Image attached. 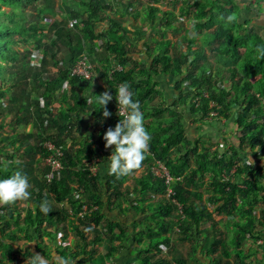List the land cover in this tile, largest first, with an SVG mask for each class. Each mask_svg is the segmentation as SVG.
I'll use <instances>...</instances> for the list:
<instances>
[{
    "label": "trees",
    "instance_id": "1",
    "mask_svg": "<svg viewBox=\"0 0 264 264\" xmlns=\"http://www.w3.org/2000/svg\"><path fill=\"white\" fill-rule=\"evenodd\" d=\"M246 1L249 3L246 12L256 10L264 13V0H252L253 4L250 3L251 0ZM30 2L34 4L42 2L48 9L51 8L52 0H0V82L10 84L4 90L9 93V97L5 107L1 108L0 105V117L2 113L5 116H11L8 124L0 121V132H3L6 126H12L13 132L19 127L25 129L30 124L35 129L32 134L23 133L16 137V134L11 133L0 137V155L7 159L4 161L5 168L0 170V179L8 178L13 172L19 170L27 176L29 181L32 173L31 166L35 165V162L31 164V157L34 158L40 154L44 160L46 159V154L40 145L47 140L63 149L64 170L59 179L49 183L46 179L47 168L43 172V181L38 183L39 191L29 189L31 196L27 201L33 202L34 208L28 210L25 219H21V210L17 202L14 205L0 206V222H16L17 225L21 222L20 234L27 237V241H37L42 247L45 236H49L52 241L57 240L58 235H61V230H65L66 223L75 220L79 235L73 247L75 252L64 247L62 249L60 246L57 249L58 254L68 264H106V261L116 251L115 242H120L122 239V234H114L116 229L121 231L122 227L107 218L106 209L111 208L114 203L121 205L128 201L135 211L156 214L159 228L158 235L151 238V242L154 243L152 249L142 251L140 264L163 263L161 258L157 260L159 259L157 256L161 252V246L170 245L171 239L168 235L175 231L176 222H173V217L177 207L164 200L157 201L156 207L154 205L150 207L151 203L146 204L153 200L152 197L149 198L150 195L158 197L166 191L164 181L156 178L151 172V167L159 161L167 166L173 177L183 179L182 183L175 185L176 198L185 207L187 216V220L177 222V226L181 225L183 240H188L193 235V230L198 231L206 218L209 220L212 218L200 193L190 191L191 187L197 186L198 182H203L206 176H209V192L212 193L209 203H220L218 211L221 214L228 213L230 218L235 215L240 216V221L235 222L237 232L233 237L238 258L234 264H243L245 242L256 236L255 232L259 230V227L264 228V219L260 220L255 214V204L259 202L257 198L263 190L259 186L264 179V175H261L264 167L250 166V156L264 160V59L257 58L255 53L256 47L264 44V38L255 30L247 29L252 21L247 19L245 11L236 5V0H202L193 5L183 3V15L191 16L192 10H195L193 17L196 22L194 28L197 32L205 29L213 30V32L209 36L208 68L205 65H199L204 54L198 53L197 60L189 66L188 77L183 79L179 85L181 88L185 81L188 82V87L180 93L179 105H188L194 113L205 118L212 110L210 104L215 103L214 110L218 112V117L213 122L225 119L235 122L240 134V150L233 148L230 155H221L211 149L204 150L202 153L198 151V147L189 149L190 144L184 136V115L172 113L169 109L153 110L151 116L160 121H157L159 124L157 126L145 127L151 136L149 151L142 164L147 168V172L136 181L132 196L130 191H126V194L122 192L124 182L132 174L119 179L110 175L107 186L103 190L100 187L99 175L90 176L83 165L84 159H90L97 154L99 149L105 147L104 139L97 143V148L86 144L77 147L73 140L75 132V125L72 122L73 115L84 113L87 109L91 110L94 107L88 106L80 93L92 82L71 78V67L85 53L90 58L92 54L105 55L106 59H103L102 63H109L110 55H115L122 65L126 62L124 54L127 53V49L121 39H118L116 27H111L106 33L98 32L101 20L108 18L109 13L113 12V7L107 0H89L82 4L88 12V17L81 19L80 15L73 11L61 21H53L47 33H51L54 37L50 43L54 50L49 54L47 51L42 53V57H33L34 69L22 72V75L19 74L17 77H7V72L13 74L12 69H17L20 58L26 55L16 47L36 40V38H42L46 32L36 29L38 23L34 26H27V19L23 15L19 16V21L15 20L18 18L15 10L12 12L4 10L5 7L15 9ZM44 13V10H41L35 19L44 22L46 18ZM229 15L234 16V21L225 25L220 17ZM74 18L84 21L85 29H69L68 22ZM98 37L104 40L100 47L94 42ZM38 43H42V39H39ZM60 45H64L70 53L71 62L68 69L60 66L57 51H55L56 48H60ZM211 59L216 61V65L223 63L216 70L215 76L213 75L215 67ZM167 61L170 59L167 58ZM184 62L183 64H188L187 60ZM232 62L235 63L234 66H229ZM3 64L7 65L6 70ZM55 68L57 70L54 71ZM96 71L102 73L100 69ZM133 72L134 69L125 70L114 74L112 78L104 75L109 79L107 82L109 94L114 98L118 87L127 83L133 93V100L139 102L141 111H147L145 107L150 97L149 92L147 95L146 89L140 90ZM65 82H68L70 92L63 97L65 110L57 116L50 109V105L54 94L61 90ZM42 99L46 100L44 107L41 103ZM101 107L100 105L97 112H94L98 118L105 110ZM114 110L115 105L111 100L107 105V111L114 113L116 112ZM167 114L170 119L161 121ZM111 120L114 128L120 122L119 116H114ZM17 144L20 145L17 146ZM174 150L179 154L178 157H174ZM262 199L264 203V196ZM240 200L241 203L238 204ZM45 203L49 208L47 214L41 211V205ZM63 204H67L68 207ZM89 205L98 207V209L94 213L80 217L79 214L84 206ZM199 211L202 213L201 216L198 215ZM80 228H84L85 231ZM33 230L36 236L31 235ZM149 230L154 232L151 228ZM64 232L63 240H66L69 231ZM86 232L93 235L92 240L86 238ZM6 238L14 243L13 237L7 236ZM104 242L108 246L105 256L98 254V248ZM213 242L214 247L219 245L226 247V243L220 239H215ZM80 248L82 251L78 252ZM153 251H155L154 255L151 253ZM225 252L223 256L216 259L217 264H223L226 256L230 257V251ZM10 254L12 255L11 250L8 251V255ZM45 257L50 260L49 255L45 254ZM154 258L156 262L152 261ZM1 261L0 264H3ZM227 264H232V262L229 261Z\"/></svg>",
    "mask_w": 264,
    "mask_h": 264
},
{
    "label": "crops",
    "instance_id": "2",
    "mask_svg": "<svg viewBox=\"0 0 264 264\" xmlns=\"http://www.w3.org/2000/svg\"><path fill=\"white\" fill-rule=\"evenodd\" d=\"M109 1L113 7V12H111L108 16L109 24H101L98 32L106 33V31H108L111 27H116L115 31L118 32V39H121L122 44L127 49V53L124 54L126 59L124 64L125 70L132 71L134 69L133 75L136 78L138 87L140 90L146 89V94L149 92L148 94L150 97L148 98L145 107L147 111L142 110L145 118V127H148V125H159L157 121L160 120L151 116L153 115V110L169 109L172 113L184 115V136L185 140L188 144H190L189 149L198 147V151L200 153L204 150L209 151V149H211L212 151L219 152L221 155H230L233 148L239 151L241 144L240 134L238 126L234 121L226 119L219 122L208 121L206 117L204 118L198 113H194L188 105H179L180 93L184 92L187 88L185 85H182L181 88H179V85L183 79L188 77V69L191 62L197 60L198 53H201L204 54V58L200 60V63H209V30L205 29V31H203L204 33H201V35L194 32V34L198 35V38L197 35L192 37L191 34L187 32L181 33L176 24L168 22V17L171 16V14H168L170 13L168 11L159 13L160 16L158 15V18L154 16L155 12H158L156 8H151L150 10V8L146 5L138 7L135 6L133 1L129 0L132 5L116 9L114 6L117 0ZM112 2L114 4H112ZM151 6L156 7L157 5L153 4ZM166 14L168 17H166ZM150 19L151 21L147 22V20ZM193 30L195 31V28ZM176 32H178L177 36H175ZM179 46L183 48L181 51ZM167 58L170 59V61H167ZM114 59L117 60L115 55H110L109 63L96 61V64H94V66L100 69L102 73H99L97 81L92 82L88 88L81 90V96L85 99L86 103L87 100L93 98L94 95L98 96L105 92L110 93L107 84L109 79L106 77H109V72ZM184 60L188 61L187 65L183 64L185 63ZM179 61L180 63H178ZM97 65L99 67H97ZM104 75H106V77ZM69 92L70 86L68 82H65L64 86L61 87V90L57 92V94H54L50 109L55 115L59 116L62 111L65 110L66 106H64L65 102L63 97L69 94ZM45 97H47V95H45ZM113 100L114 98L112 101ZM41 103L44 107L46 105V100L42 99ZM87 105L94 108L91 110L89 108L84 113H79L78 115L74 114L72 117V122L75 125L73 140L76 142L77 147L86 144L97 148V143L102 142L106 131L109 128H112L113 130L115 129L111 118L114 116L117 117V114L114 112L113 115L111 114L108 118H105L102 114V116H99L98 118L95 116L94 112H97L100 105L98 103H90ZM9 119L11 121V117H9ZM169 119L170 116L167 114L166 117L165 115L163 116L161 121ZM34 130V126L30 124L25 129L19 128L15 132L12 131V135L16 134L17 137L23 133L26 135L32 134L34 133ZM19 145L20 144H17V146ZM112 152V148L103 147L97 151L96 155L90 158L92 159L97 157L100 159V163L98 165V175L101 180L100 187L103 190L107 186V182L110 178V175L108 174L110 161L108 158L112 155ZM173 153H175L174 157L179 156L175 150ZM90 159H84L83 165L85 166ZM33 163L35 165L31 166L30 169L32 170L29 178L30 188H33V190L38 192V183L43 181V172L47 170V167L45 165V160L40 154H37L34 158L31 157V164L33 165ZM146 172L147 168L142 166L134 174L129 176V179L123 184L122 192L125 193L126 191H130L133 196L136 181ZM206 178L209 180L208 176H206ZM132 180L133 182H131ZM190 191L192 190L190 189ZM192 192L200 193L197 189ZM199 195H201V199H203V202L205 203V195L203 193H200ZM132 196H129V198H133ZM149 203H151L150 207L151 205L156 207L157 202H146V204ZM19 205L22 208H27L26 210L21 211V219H25L28 210L34 208V203L31 201H27L25 203H21L19 201ZM63 206L68 207L67 204H63ZM92 207L93 206L90 205L84 206L83 209L89 208L92 212ZM207 211L209 213L208 208ZM94 212L95 211L92 213ZM155 215L156 214L153 212L144 214L143 212L135 211L131 206V203L128 201L121 205L114 203L111 208L107 207V218L112 223H117L122 227L121 231L116 229L114 234H122V239L120 242H115L114 246L116 251L113 256L106 261V264H140L142 251H146L148 248L152 249V245L154 243L151 242V238L157 236L159 233ZM179 220L180 218L177 217L175 231L168 235L171 239L170 245L161 246V252L158 253L159 255L157 258L159 259L157 260H160L161 258L164 262H158L155 264H217L216 259L226 253L225 251L228 250L227 247H224L223 245L214 247L213 240H211L212 242L210 244H208V241L206 243V237H204V234H206L207 231H205L206 233L201 230L199 232L196 229L193 230V235L189 237L188 240H183L184 236L181 234L182 231L176 232L177 222ZM206 221L213 222L215 225L217 223L213 215L211 220L208 218ZM202 224H204V222ZM149 228H151L154 232L150 231ZM31 235L36 236L35 230L31 231ZM200 235L204 238L203 241L200 240L201 238L199 239ZM215 236H217V234L213 232V239H215ZM45 239H50V237L45 236L43 241H45ZM92 239L93 237L88 240ZM35 242L37 243L36 250L40 252L39 254L43 257H45V254L49 255V261L51 263L52 258L54 257L53 252L51 251L50 253H47L46 249L43 251L41 249L42 247L39 246L40 244L37 241ZM42 244L45 245V242ZM107 248L108 246L106 242H104L102 246L98 248V254L105 256ZM245 248L246 247L244 246L243 256H246ZM57 249L58 248L55 249L56 255L58 254ZM77 251L81 252L82 249L80 248ZM102 251L105 253L102 254ZM234 251L236 256V249H234ZM151 253L154 255L155 251ZM81 258L82 256L80 259ZM62 260L64 261L63 258ZM152 261L156 262V258L152 259ZM227 263L228 260L223 262V264ZM60 264H63V262Z\"/></svg>",
    "mask_w": 264,
    "mask_h": 264
},
{
    "label": "rangeland",
    "instance_id": "3",
    "mask_svg": "<svg viewBox=\"0 0 264 264\" xmlns=\"http://www.w3.org/2000/svg\"><path fill=\"white\" fill-rule=\"evenodd\" d=\"M87 1L89 0H52L51 8H48V9H46V7L42 4V2H37L35 4L33 2H30L24 6L16 7L15 9L5 7L4 10L7 12H12L15 10V14L18 16V18H15V20L19 21V16L23 15L27 19V23H26L27 26H34L36 25V23H38L36 25V29L46 31L45 34L42 35V38L40 37L36 38V40H31V42H28L27 44L22 43L20 46L16 47V49L20 50L21 52L26 53V55L25 57L22 56L20 58V62L18 63V68L12 69L14 71L13 74H11L10 72H7V77H11V76L17 77L19 74L22 75V72H26V71L28 72L29 70L34 69L35 67L32 66L33 57L35 56L42 57L41 56L42 53L46 51L48 52V54L51 53V51L54 50V48L50 46V43L54 39V37L52 36L51 33H47L48 27L52 24L53 21L55 20L61 21L64 17L69 16L70 13L73 11L77 12L80 15L81 19L82 17L83 18L88 17V12L86 11V8L82 6V4ZM107 1L110 3L109 0ZM131 1H133L135 3V6H138V7L142 5H146L150 9L156 8L158 12L155 10L156 12L154 16L158 18L160 16L159 13H162L163 11L170 12L168 14H171V16L168 17L166 14V17L169 18V21L168 20L167 21L169 23L176 24L178 26V29H180L181 33L187 32L191 34V36L193 37L194 35H197V34H194V32L198 33V35H201V33H204L203 31H205L203 30V31L197 32L196 30L195 31L193 30L194 25H196V22L194 21V17H193V13H194L193 11H195L194 9L191 12L192 13L191 16H185L182 14L183 3H186L188 5H193L194 3L201 2L202 0H131ZM250 3L253 4V1ZM112 4L114 3L112 2ZM153 4H156L157 6L156 7L151 6ZM248 4L249 3L246 0H236V5L240 6L242 11H245L244 14L247 17V19L252 21V24L248 26L247 29L255 30L259 35H261L264 38V13H260L259 11H256V10H252L250 13L246 12L247 11L246 7L248 6ZM130 5L132 4L130 3L129 0H119L115 3L114 7L118 9V8H122L125 6H130ZM41 10H44L45 12L44 15H46L44 22H39L38 20L35 19V16L38 13H40ZM148 21L150 22L151 19L147 20V22ZM108 22H109L108 18L104 20L102 19L101 23L98 26V29L100 28L101 24H109ZM212 32L213 30L209 29V32H208L209 36ZM177 35H178V32L175 33V36ZM198 35H197V38H198ZM39 39H42L43 44L38 43ZM212 46L213 44L211 45V47ZM179 49L181 51L183 48L179 46ZM55 51H57V55L60 61V66L63 69H68L70 67V62H71L70 53L66 50L64 45H60V48L59 47L56 48ZM100 54L91 55L90 59L93 65L96 64V61L101 62V61H104L103 59H106L105 55H102V54L100 55ZM211 62H213L214 67H215V70L213 72V75L215 76L217 72L216 70H218V67L220 65H223V63L216 65L215 64L216 61L214 59H211ZM178 63H180V61ZM234 64L235 63L232 62V64H229V66H234ZM3 65L5 66V70H6L7 65L6 64H3ZM199 65L200 66L205 65V67L208 68L207 64L200 63ZM97 67L99 66L97 65ZM227 68L229 67L227 66ZM95 69H98V68L95 67ZM55 70L57 69L55 68L54 71ZM9 85H10L9 83H4L2 81L0 82V105L2 106L1 108L5 107L4 105L7 104L9 93H7L4 90L8 88ZM184 85L188 87V82L185 81ZM3 93L4 95H2ZM205 96L208 97L207 94H205ZM0 112H1V109H0ZM112 113L113 112H111V114ZM9 117L11 116H5L4 113H2V116L0 117V121H3L4 123L8 124L10 121ZM11 127L12 126H6V129L3 132H0V137H2L3 135H10L13 130ZM251 158L254 161L253 165H256V166L259 165L261 167H264L263 159H257L253 157ZM5 159L3 156L0 155V170H3L5 168V162H4ZM261 175H264V169L262 170ZM227 178H229V176ZM131 182H133V180ZM208 184L210 186V180L206 178L203 182H198L197 186L191 187V190L195 191L197 189L200 193H203L205 195V198H206L204 199L205 203L207 205L209 213L213 215L215 221L217 222V226H215L213 222L206 221L207 219L206 218L203 221L204 222V224H202L203 226H201L198 229V231L199 232L200 230L204 232L207 231V233L205 232L206 234H204V237H206L205 240H206V243L208 241V244L212 242L211 240H215V239L217 240L218 238H220L222 242L226 243V247L230 251L231 255L229 258L226 257L225 259L228 260V262L230 261L232 262V264H234V261L237 260L238 258H236L235 256L234 249L236 248L234 247V244H233V237H234V234L237 232L235 222H238V220L240 221V216L235 215L233 216V218H230L227 215L228 213L221 214L218 211V208L221 205L220 203L219 204L209 203V197L212 196V193L209 192L208 190L209 189ZM259 187L263 188V190L260 191L261 194L257 198L259 202L255 204V214L260 220H263L264 219V203H263L262 198L264 196V179H262L261 185ZM150 197H152L153 199L152 202H157V201L161 202L162 200H164L165 202L172 203L171 198L168 197V194H166V192L162 196L153 197V195H150L149 198ZM20 202L25 203L27 201H20ZM240 203H241V200L238 201V204ZM172 204L174 205V203ZM19 207L21 211L27 209V208H22L20 205ZM181 212L184 213V215ZM198 215L199 216L202 215L201 211L198 212ZM181 216L183 219L181 218ZM177 217H180L181 220H184V221L187 220L185 207L182 204L181 206H177L176 212L173 217V222L177 221ZM74 222L76 221L73 220V221L66 223L67 225H66L65 230L64 229L61 230L60 232L61 235H58L57 240L52 241L51 239H47V240L45 239V245L42 244L41 249L43 251L46 249L47 253H50L51 251L53 252L54 257L52 258V262H51L52 264H60L64 262L58 254L56 255V251H55L56 248L61 246V248L64 247L65 249L69 251L75 252L73 251V247L76 245L79 235L77 234V229H76L77 225ZM21 224H22L21 222L19 223V225H17L16 222H7V223L0 222V259L2 260L0 261L3 264H26V261L30 255L40 253L36 250L37 243L34 240L27 241V237H25L23 234H20V231H21L20 229L22 228L21 227L19 228V226ZM80 229L81 230L83 229V231H85L84 228H80ZM64 231H69L68 238L66 240H63V236L65 235ZM219 231H220V235H218ZM13 232L15 233L14 235L12 234ZM213 232L214 233L218 232L217 236H215V239H213ZM263 232H264V228L261 226L259 227V230L255 232L256 236L252 239L249 238L248 241L245 242L244 246L246 247L245 248L246 256H244L245 259H244L243 264H264V233ZM7 236L13 237L14 243L10 242L9 239L6 238ZM92 237H93L92 234L90 235L88 232H86L87 239L92 238ZM199 239L201 241L204 240L202 235L199 236ZM9 250L12 251V255L11 254L8 255ZM104 253L105 252L102 251V254Z\"/></svg>",
    "mask_w": 264,
    "mask_h": 264
},
{
    "label": "clouds",
    "instance_id": "4",
    "mask_svg": "<svg viewBox=\"0 0 264 264\" xmlns=\"http://www.w3.org/2000/svg\"><path fill=\"white\" fill-rule=\"evenodd\" d=\"M220 20L227 25L234 21V16H221ZM255 53L257 58L264 59V44L257 46ZM112 99V95L105 92L98 96L94 95L93 98L87 100V104L98 103L102 106L101 108L105 109L103 116L108 118L111 113L107 111V105ZM115 99L118 104L117 114L123 119H120L114 130L109 128L103 139L106 141V148L114 147L112 155L108 158L110 161L108 174L119 179L141 168L149 151L151 136L145 128L141 106L138 101L133 100V93L127 83L118 87ZM253 164L254 161L250 156V166ZM29 188L27 176L19 170L13 172L8 178L0 179V206L14 205L19 201L29 200L31 196ZM41 211L45 214L49 212L46 203L41 205ZM26 264H50V261L39 254H32L28 257ZM63 264H68V262L64 261Z\"/></svg>",
    "mask_w": 264,
    "mask_h": 264
},
{
    "label": "built area",
    "instance_id": "5",
    "mask_svg": "<svg viewBox=\"0 0 264 264\" xmlns=\"http://www.w3.org/2000/svg\"><path fill=\"white\" fill-rule=\"evenodd\" d=\"M119 1V0H117ZM86 25L85 23L80 20V19H71L68 22V28L71 30H76V29H85ZM104 43V40L102 38H98L95 40V44L100 47ZM125 67L117 61L116 59L113 60V64L111 66V70L109 72L110 78L114 76L116 73L124 72ZM70 77L71 78H78L82 79L84 81L88 82H95L99 78V74L95 69V66L92 64L91 59L88 54H83L81 58L71 67L70 69ZM207 97V96H206ZM114 105H115V110L116 113L118 112V104L116 102V99L114 97ZM211 107V112L207 116L208 121H213L215 118L218 117V112L214 110L216 107L215 103L210 104ZM118 115V114H117ZM120 119H123V117H119ZM42 149L44 150L46 154V159H45V165L48 168V173L46 175V179L49 183H52L56 179H59L63 170H64V165H63V158H64V152L61 147H57L52 141H44L40 145ZM100 163V159L97 157H94L90 159L85 164V169L89 172L90 176L95 177L98 174V165ZM151 172L152 174L164 181V185L166 186V194H168V197L171 198V202L174 203V206H181V203L177 200L176 196V189L175 185L178 183H182L183 179L182 178H175L172 176L170 170L165 166V164L156 161L154 165L151 167ZM97 207H92V212L97 210ZM91 209H83L82 212H80L79 216L84 217L89 213H92ZM182 213V212H181ZM184 215V213H182ZM182 218V216H181ZM180 218V220H181ZM183 219V218H182ZM180 223V222H178ZM181 231V225L176 227V232Z\"/></svg>",
    "mask_w": 264,
    "mask_h": 264
}]
</instances>
